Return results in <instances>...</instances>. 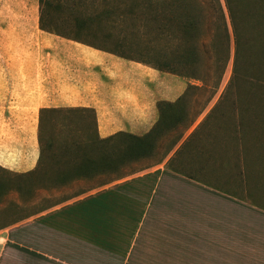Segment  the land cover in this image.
<instances>
[{
	"label": "rangeland",
	"instance_id": "rangeland-1",
	"mask_svg": "<svg viewBox=\"0 0 264 264\" xmlns=\"http://www.w3.org/2000/svg\"><path fill=\"white\" fill-rule=\"evenodd\" d=\"M163 1L45 0L46 7L52 5L47 7L45 24L159 69L166 81L176 78L175 103L159 105L160 120L151 134L154 152L128 163L126 173L148 171L171 157L172 168L183 174L219 181L218 186L230 192L235 181L241 195L246 183L254 193L248 197L264 194V0H241L240 5L233 0V25L223 0L224 21L208 0L199 2L204 17L198 21L192 52L185 33L168 24L176 18L184 23L188 11L198 9L181 1ZM57 3L61 9L55 11ZM39 18V0H0V82L6 93H13L12 99L0 101V142L14 144L16 131L31 129L37 140L34 151L38 150L31 171L0 166V229L68 202L87 200L88 188L110 179L108 174L93 176L105 171L99 159L124 148L120 139L95 143L90 110L62 106L57 97L62 81L75 82L79 88L88 79L84 66L63 68V61L72 59L67 52L81 44L42 31ZM79 19L86 25L78 33ZM26 81L33 83L34 93L41 86L48 89L49 104L42 109L51 111L27 106L25 116L26 107L18 97ZM40 129L45 148L41 160ZM30 156L34 158V153ZM83 157L95 162H90L92 177L79 180L77 167Z\"/></svg>",
	"mask_w": 264,
	"mask_h": 264
},
{
	"label": "crops",
	"instance_id": "crops-1",
	"mask_svg": "<svg viewBox=\"0 0 264 264\" xmlns=\"http://www.w3.org/2000/svg\"><path fill=\"white\" fill-rule=\"evenodd\" d=\"M70 51L63 68L84 66L88 79L79 88L62 81L57 97L63 107L92 111L100 139L147 135L160 120L159 105L177 99L176 78L166 81L139 61L83 44ZM33 88L26 81L18 97L25 116L27 106L49 104L48 89L34 93ZM5 98L13 93L0 82V101ZM14 138V144L0 142V166L31 171L36 137L30 129L16 131ZM170 159L136 175L124 170L121 177L88 188L83 202L0 229V264H264V194L248 197L254 193L245 183L241 195L235 181L230 192L219 181L174 170Z\"/></svg>",
	"mask_w": 264,
	"mask_h": 264
},
{
	"label": "trees",
	"instance_id": "trees-1",
	"mask_svg": "<svg viewBox=\"0 0 264 264\" xmlns=\"http://www.w3.org/2000/svg\"><path fill=\"white\" fill-rule=\"evenodd\" d=\"M163 1V0H162ZM166 1H181L183 4L185 5H189V6H193L196 7L198 10H195L192 8L190 9L188 12V15H185V22L184 23H178L177 22V18L173 19V20H169V24L171 27L176 28L177 30H181L183 33H185V35L188 37L187 40L185 41V44H189L188 46V52H192L194 51L193 48V41L195 39V33L198 30V21L200 19H203V11L202 8L200 6L199 2H202V0H164L163 3H165ZM209 3H211L212 7H215L219 10L220 12V16L222 18V20L224 21L225 17H224V13L221 7V3L220 0H208ZM227 9V12L229 14L230 20L232 22V25L234 23V19H235V13L234 10L232 8V1L233 0H223ZM40 3V18H39V27L42 31L47 32L49 34H54L56 36H60L63 37L65 39L95 48V49H99L104 51L101 48L95 47L92 44H88L86 42H83L81 40V37L76 35L74 37H71L69 34H61V32H58L57 30L54 29H50L47 27V25L45 24V20L48 16V8H51L52 5L47 4L46 7V2L45 0H39ZM236 3H238V5H240L242 2L241 0H236ZM59 9H61V5L60 3H57V5H55L54 10L58 11ZM188 9V7H187ZM49 17V16H48ZM172 19V18H171ZM86 25V22L84 20H77L75 22V27L77 29V32L79 33L81 30L84 29ZM161 31V30H160ZM225 33L227 35V29L225 28ZM234 37H235V46H236V53L238 52L237 49V45H238V41H237V35L234 32ZM108 52V51H107ZM112 54H116L119 57L125 58V59H129L123 55L114 53V52H110ZM191 54V53H190ZM159 70V69H157ZM51 110L48 109H42L41 112H49ZM57 110H54L52 112H56ZM92 113V111H90ZM93 114V113H92ZM94 117V115H93ZM40 126H41V122H40ZM154 129V128H153ZM153 129L145 136L143 137H136L130 134H125V133H119L116 134L112 137H109L107 139H100L98 137V135H95V143L97 144H105L107 142H111L114 141L116 139H120L121 140V145H124V148L118 152V154L115 155H110V153L105 152L103 154V156L99 159L98 163H101L99 166H103L106 167L104 168L105 171H101V172H96L95 174H93V176L97 177L100 175H105L108 174L110 175V179L112 178H118L121 177V175H123L124 170H126V167L129 165L128 163H133L138 161L141 158H145L147 156H150L154 150H155V144L153 143V140L151 139V134L153 133ZM41 129L39 131V135H38V143H39V160H41L44 156L45 153V148L43 147V140H42V135H41ZM178 142V141H177ZM177 144V143H175ZM51 147V146H50ZM106 150L109 151V149L105 148ZM128 157H132L133 159L131 160V162H127L126 158ZM89 161V162H88ZM80 164L77 167V171H78V175L76 179H89L92 177V175H90V162H95L93 160H88L85 159V157H83L82 160L79 161ZM29 174H33V173H29ZM74 179V180H76Z\"/></svg>",
	"mask_w": 264,
	"mask_h": 264
}]
</instances>
